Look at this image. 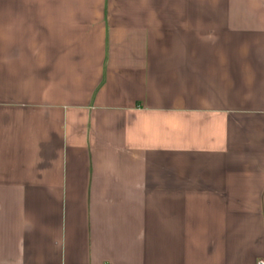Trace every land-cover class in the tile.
<instances>
[{"label": "crops", "instance_id": "0c3cea01", "mask_svg": "<svg viewBox=\"0 0 264 264\" xmlns=\"http://www.w3.org/2000/svg\"><path fill=\"white\" fill-rule=\"evenodd\" d=\"M264 260V0H0V264Z\"/></svg>", "mask_w": 264, "mask_h": 264}, {"label": "built area", "instance_id": "2783aa9c", "mask_svg": "<svg viewBox=\"0 0 264 264\" xmlns=\"http://www.w3.org/2000/svg\"><path fill=\"white\" fill-rule=\"evenodd\" d=\"M257 264H264V260H259Z\"/></svg>", "mask_w": 264, "mask_h": 264}]
</instances>
